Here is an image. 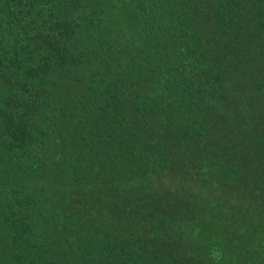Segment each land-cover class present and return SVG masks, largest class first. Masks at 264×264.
<instances>
[{
  "label": "trees",
  "instance_id": "obj_1",
  "mask_svg": "<svg viewBox=\"0 0 264 264\" xmlns=\"http://www.w3.org/2000/svg\"><path fill=\"white\" fill-rule=\"evenodd\" d=\"M198 6L196 0H0V264H264V237L257 234L252 243L251 235L247 242L237 241L239 253L228 238L201 243L204 262L166 253L168 243L182 252L190 248L181 233L166 228L163 217L158 241L141 240L150 228H142L145 235L139 237L131 229L125 236L104 235L103 242L74 238L70 251L65 241L73 236L62 238V231L75 228L48 218L37 193L21 184L34 172L62 175L66 160L57 159L56 152L62 154L64 147L54 133L64 118L73 117L76 126L65 141L72 145V132L89 127L85 117L92 118L91 110L125 119L115 107L129 98L145 113L162 102L163 110L188 104L202 111L208 99L223 92L227 69L218 68V58L204 43ZM234 10L230 1L216 15L229 24ZM81 68L89 82L98 83L94 91L65 96L69 105L59 103L51 80ZM147 78L152 85L141 81ZM196 121H188L181 140L197 133ZM79 155L83 160L84 153ZM54 239L56 245L63 242L62 256Z\"/></svg>",
  "mask_w": 264,
  "mask_h": 264
},
{
  "label": "rangeland",
  "instance_id": "obj_2",
  "mask_svg": "<svg viewBox=\"0 0 264 264\" xmlns=\"http://www.w3.org/2000/svg\"><path fill=\"white\" fill-rule=\"evenodd\" d=\"M196 1L205 23L204 43L218 58V68L227 69L223 92L208 99L202 111L188 104L163 110L162 102L145 113L129 98L115 107L122 108L125 119L117 112L91 110L92 118L85 117L89 127L72 132V145L65 141L76 127L73 117L59 118L62 127H55L54 141L64 147L62 154L56 152L57 159L66 160L61 159L67 164L62 175L34 172L21 179L37 193L48 218L75 228L62 231V238L73 236L65 241L70 251L74 238L94 236L103 242L131 229L139 237L145 235L142 228H150L141 240L158 241L162 217L190 248L182 252L168 243L166 253H184L198 262H204L201 243L228 238L239 253L238 240L264 237V0ZM230 1L236 10L228 24L216 12ZM90 80L86 69H77L66 79H52V93L69 105L65 96L94 91L98 83ZM141 81L152 85L151 78ZM195 118L201 125L197 133L181 140ZM53 243L62 256L63 242Z\"/></svg>",
  "mask_w": 264,
  "mask_h": 264
}]
</instances>
